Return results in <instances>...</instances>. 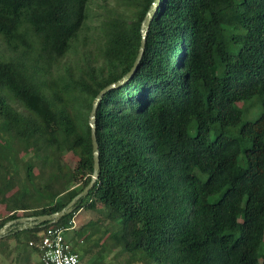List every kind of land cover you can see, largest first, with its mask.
Here are the masks:
<instances>
[{
	"label": "trees",
	"instance_id": "1",
	"mask_svg": "<svg viewBox=\"0 0 264 264\" xmlns=\"http://www.w3.org/2000/svg\"><path fill=\"white\" fill-rule=\"evenodd\" d=\"M91 1L0 0V228L61 210L91 180L93 102L133 65L154 0L105 1L88 35ZM95 134L98 177L51 224L98 213L71 247L86 264L115 250L128 263L264 264V0H160ZM48 226L10 230L0 256L42 264L29 241Z\"/></svg>",
	"mask_w": 264,
	"mask_h": 264
},
{
	"label": "water",
	"instance_id": "2",
	"mask_svg": "<svg viewBox=\"0 0 264 264\" xmlns=\"http://www.w3.org/2000/svg\"><path fill=\"white\" fill-rule=\"evenodd\" d=\"M160 0H154V2L151 4L149 10L146 13V16L143 19V22L141 24L142 29V38L140 42V47L138 50V54L135 58V61L133 65L131 66L130 70L120 79L116 82L110 83L107 86H105L101 92L98 94V96L95 98L92 109L90 112V125L92 127V149H93V175L91 177V180L89 183L78 193L76 194L61 210L53 212L51 214H41V215H35V216H20L15 219H11L7 221L3 227L0 228V238L7 234L10 230L17 231V230H24L26 228H33L34 226L46 222L47 224L51 225L54 223H57L61 217H63L66 214H70L73 212L75 203L81 198L87 195L89 190L92 188L93 184L95 183L100 169V162H99V151H98V142L96 139L95 134V113L97 109V104L101 98V96L108 90L112 89L113 87L119 86L121 83L126 81L128 78H130L133 73L135 72L141 58L143 55L144 47H145V38L146 33L151 21V18L153 14L155 13V10L159 4ZM17 224V225H16ZM16 225V226H15Z\"/></svg>",
	"mask_w": 264,
	"mask_h": 264
},
{
	"label": "rangeland",
	"instance_id": "3",
	"mask_svg": "<svg viewBox=\"0 0 264 264\" xmlns=\"http://www.w3.org/2000/svg\"><path fill=\"white\" fill-rule=\"evenodd\" d=\"M105 1L106 3H109V4L114 3V0H92L91 1L89 5L91 19L89 21V29L86 32L88 35L94 32L93 28L95 24H97L98 21L104 18L105 16L104 7L106 6ZM81 36H83V32ZM53 73L56 74L57 71L55 70L53 71ZM239 105L244 107L247 105V102H240ZM249 113L254 114L253 111ZM4 210L5 209L3 206L0 207L1 212H4ZM96 217H98V213L96 212H93L91 210H81L79 213H76L75 217H73L72 219V222L74 223V227L65 231V238L69 241L71 247L77 250V253H80L79 251H82L83 246H85L83 245V233L88 231L86 227L84 229L82 227V229L80 230H79V227H81L85 221L88 222V220L90 219L93 220ZM91 251L94 252V255L90 258L89 261H92L93 258H95L97 255V253L95 252L96 247H91ZM126 256L127 255L125 254L121 256L119 250H115L105 255L102 264H141V263H128L127 262L128 258H126ZM33 259L35 261H38L39 260L38 255L34 254ZM80 263L86 264L83 258L82 259L80 258ZM0 264H9V263L7 260H5L4 258L0 256ZM151 264H157V263L153 262Z\"/></svg>",
	"mask_w": 264,
	"mask_h": 264
},
{
	"label": "built area",
	"instance_id": "4",
	"mask_svg": "<svg viewBox=\"0 0 264 264\" xmlns=\"http://www.w3.org/2000/svg\"><path fill=\"white\" fill-rule=\"evenodd\" d=\"M73 227V222L70 227L50 225L37 232L36 241H29L30 246L38 248V258L42 264H81L78 254L71 250L65 238V231Z\"/></svg>",
	"mask_w": 264,
	"mask_h": 264
},
{
	"label": "flooded vegetation",
	"instance_id": "5",
	"mask_svg": "<svg viewBox=\"0 0 264 264\" xmlns=\"http://www.w3.org/2000/svg\"><path fill=\"white\" fill-rule=\"evenodd\" d=\"M16 225H17V224H16ZM16 225H15V226H16Z\"/></svg>",
	"mask_w": 264,
	"mask_h": 264
}]
</instances>
